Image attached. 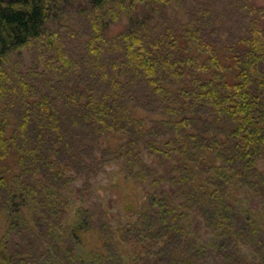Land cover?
<instances>
[{
    "label": "trees",
    "instance_id": "trees-1",
    "mask_svg": "<svg viewBox=\"0 0 264 264\" xmlns=\"http://www.w3.org/2000/svg\"><path fill=\"white\" fill-rule=\"evenodd\" d=\"M192 1L80 0L100 31L102 56L87 40L76 62L49 27L54 0H0V220L12 235L41 222L52 239L43 240L45 256L17 251L10 263L94 264L95 251L61 239H77L64 221L60 229L48 222L63 211L61 188L46 182L69 187L102 159L154 189L148 215L106 228L119 264H206L227 255L264 263V5L234 0L247 13L235 20L231 11L237 32L218 34L197 22L203 12L185 17ZM32 47L41 71L10 67L11 56ZM73 62L87 70L86 84L79 70L67 81ZM129 231L137 260L124 255Z\"/></svg>",
    "mask_w": 264,
    "mask_h": 264
},
{
    "label": "rangeland",
    "instance_id": "rangeland-1",
    "mask_svg": "<svg viewBox=\"0 0 264 264\" xmlns=\"http://www.w3.org/2000/svg\"><path fill=\"white\" fill-rule=\"evenodd\" d=\"M54 1L57 5L54 9L55 19L50 22L49 27L52 30H59L60 32L59 40L61 44L59 48L71 55L72 61L78 62L79 60L80 62L81 58L87 53V40H92L100 48L99 50L102 56L100 31L95 29V25L93 26L92 15L88 13L89 11H80L78 7L80 0ZM233 2L234 0H193L191 3L188 2L185 5V11L183 12L189 14L188 17L185 14L186 18H193L190 12L195 14L199 10V12H203L204 18L207 20L204 22L205 19H202L201 13H199L198 18H196L197 22L202 21V25L205 28L210 27L215 33L221 34L222 32H226L230 34L237 32L235 30L237 23L233 21L234 18L230 20V14L234 12L235 20H238L236 14L237 16H244L247 13V9L243 4L238 8V3L234 2L233 4ZM251 3H255L258 6L264 5V0H252ZM228 18L230 21H228ZM155 20V25L159 24L158 20ZM159 20L163 24L166 18L162 17ZM153 21L154 19L151 22ZM38 58L37 48L32 47L23 51L20 55L11 56L10 67L14 68L17 66L19 70L22 68V72H27L32 67H39V71H41L40 68L43 67V63ZM100 62L102 64V58ZM73 64L70 67V74H66L70 78L68 79L66 77L67 81L75 83L76 78L74 73L76 70H79L83 72L82 82L86 84L88 79L85 77L89 75L87 74V70L79 69L76 67L77 64L75 65L74 62ZM48 75L50 84L58 78L56 71L53 69L49 70ZM59 77L61 76L59 75ZM35 83L38 88H42L44 80L40 79ZM148 155V152L143 153L144 161L149 165L154 164L156 158L149 157ZM72 161L73 164H76L73 159ZM122 170V166L114 164L107 165L102 159L99 166L94 165L91 170L85 171L84 175L76 176V181L70 184L69 187L67 183L64 185V182H51L52 180L49 179L46 182V186L50 188L54 186L55 189L57 186L61 188V203L59 206H61L63 211L60 217L50 218L48 222H51L50 224L53 227L60 229L64 226V221L66 231L73 234L77 239L69 238L65 233H62L61 239L68 246L71 245V241L73 242V240L80 241V245L78 244L79 247L81 246L88 251H95L90 256L94 264H119L117 260L120 259V255L118 256L120 251L117 254L115 250L116 239L114 237L111 238L112 240L109 239L111 230L106 229L107 227L113 226L114 231L120 229V227L121 229L125 228L129 224L137 221L141 215H148L149 212L147 207L148 197L149 193L154 189L152 186L150 187L148 182L136 185L132 177ZM121 172H124L125 175ZM3 191L4 189L1 192ZM2 223L0 220V264H15L14 262L10 263L8 257L12 256L13 253L17 255L18 252L22 255L24 253L29 254L35 258L46 255V252L43 250L45 248L43 240L48 241L51 238L46 235L50 229L43 223L33 222L35 227L22 225L20 228L14 229L13 235L6 231ZM38 225L40 226L38 227ZM124 236L122 238L126 242L128 241L127 239L131 240L128 249L124 252L125 257L137 260L136 252H138V249L135 248V234L129 231ZM260 239L262 238L256 239V242H253L252 245L261 243ZM247 240L251 239L247 237ZM102 248L106 252L104 253L105 256H101ZM122 264L128 263L123 261ZM186 264L194 263L189 261ZM206 264H241V262H236L233 258L231 259L230 255H227L221 259H218L217 256H214V258L211 256V259L209 258Z\"/></svg>",
    "mask_w": 264,
    "mask_h": 264
}]
</instances>
